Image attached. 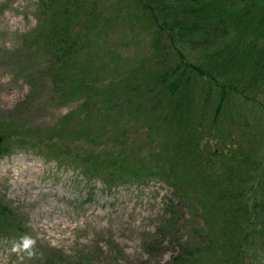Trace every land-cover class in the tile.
<instances>
[{
	"label": "trees",
	"instance_id": "obj_1",
	"mask_svg": "<svg viewBox=\"0 0 264 264\" xmlns=\"http://www.w3.org/2000/svg\"><path fill=\"white\" fill-rule=\"evenodd\" d=\"M36 12L25 50L47 60L64 103L82 100L70 121L98 126L107 118L136 129L153 119L157 135L170 123L179 132L175 150L219 183L206 198L220 205L225 235L217 244L205 235V248L184 244L174 262L264 264V0H38ZM142 38L146 47L123 54ZM128 61L130 67L120 65ZM209 123L215 128L208 139L234 125L242 144L208 155L212 141L206 147L198 136ZM10 126L0 120V156L10 149ZM103 127L101 134L108 132ZM218 156L231 162L219 172ZM24 237L0 196V242Z\"/></svg>",
	"mask_w": 264,
	"mask_h": 264
},
{
	"label": "rangeland",
	"instance_id": "obj_2",
	"mask_svg": "<svg viewBox=\"0 0 264 264\" xmlns=\"http://www.w3.org/2000/svg\"><path fill=\"white\" fill-rule=\"evenodd\" d=\"M37 3L0 0V120L14 125L10 149L0 156V196L25 236L0 242V264H176L184 244L205 248V235L217 244L226 233L222 209L206 195L219 183L175 150L179 132L170 123L157 135L153 119L136 129L107 118L98 126L69 120L82 100L64 103L46 73L47 60L25 50L24 36L38 25ZM147 43L142 38L123 54ZM222 127L228 137L219 130L208 139L210 123L198 136L206 147L212 141L208 155L242 144L239 128ZM124 159L126 171L119 166ZM214 161L217 172L231 163L224 156ZM118 171L122 178L113 179Z\"/></svg>",
	"mask_w": 264,
	"mask_h": 264
}]
</instances>
